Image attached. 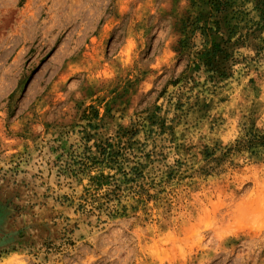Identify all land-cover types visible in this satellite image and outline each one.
<instances>
[{
    "label": "rangeland",
    "instance_id": "374dc122",
    "mask_svg": "<svg viewBox=\"0 0 264 264\" xmlns=\"http://www.w3.org/2000/svg\"><path fill=\"white\" fill-rule=\"evenodd\" d=\"M263 13L0 0V264H264Z\"/></svg>",
    "mask_w": 264,
    "mask_h": 264
},
{
    "label": "trees",
    "instance_id": "16d2710c",
    "mask_svg": "<svg viewBox=\"0 0 264 264\" xmlns=\"http://www.w3.org/2000/svg\"><path fill=\"white\" fill-rule=\"evenodd\" d=\"M258 7L264 11V0H258ZM263 20H264V13H263ZM259 26L260 23H258ZM264 27V25H263ZM259 28V27H258ZM254 33V31L252 32ZM248 35H250V31L248 32ZM226 48L223 47L221 44H214L213 48H209L205 52V61L207 67L214 70L215 72L220 73L219 69V63L221 60H223V55L225 54ZM258 140H264V136L261 138H255L250 137L248 140L243 141L241 144L242 146H248L253 145ZM93 168V169H92ZM88 168L81 167V170L76 171L77 175L81 172H86V169L91 170L92 173L89 174V181L92 185H95L96 188H101L103 184L109 185L110 181V174H104V169L98 168L97 166H92ZM77 179H81L80 175L77 177Z\"/></svg>",
    "mask_w": 264,
    "mask_h": 264
}]
</instances>
